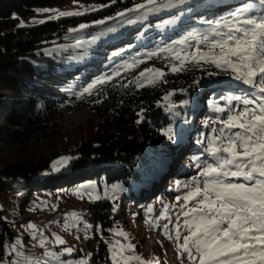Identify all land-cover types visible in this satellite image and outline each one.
<instances>
[{"label": "trees", "instance_id": "trees-1", "mask_svg": "<svg viewBox=\"0 0 264 264\" xmlns=\"http://www.w3.org/2000/svg\"><path fill=\"white\" fill-rule=\"evenodd\" d=\"M75 1L108 7L81 16L19 26L21 17L34 13L37 8ZM137 2L143 0H116L114 4L111 0H0L1 200L9 187L8 180L21 181L23 186L30 188H56L86 180L104 179L109 184L123 182L126 187L125 198L138 204L140 199L149 197L148 190L139 187L146 182L140 171L141 160L147 151H155L160 145L168 147V152L178 149L175 152L180 155L179 159L186 161L185 164L179 161L174 178L188 180V176L194 172V164L188 162L190 155L203 154V148L212 136L211 130L209 127L205 131L197 130L199 126H196L190 130V145L181 144L178 135L174 134L175 138L169 139L166 134L169 128L174 131L175 116L188 111L190 117H197L193 121L196 124L202 118L216 116L210 101L217 106L224 105L225 97L249 89L231 76L221 79L207 75L208 71H218L214 66L207 65L206 70L189 68L183 72L171 73L167 69V53L151 59L146 54L171 46L190 31L206 30L207 25L201 23V19H216L227 15L230 9L243 4L245 0H192L190 5L154 14L147 20L136 22L117 40L110 42L108 46L107 43L102 45L105 46L102 52L106 53V58L111 48L121 49L115 60L106 65V59L98 73L90 75L82 85H75L70 92H66L64 87L69 86L66 83L74 81L65 76L63 71V64L73 62L68 61L71 50L61 43L71 36L69 29L82 23L115 16L117 12L134 7ZM189 8L192 10L188 11ZM182 11L184 15L178 20L173 19ZM168 20L172 23L165 24ZM105 25H95L92 28ZM55 42L60 43L59 50L47 49L49 44ZM134 57L142 58L144 63L134 70L122 72L111 82L99 85L91 94L85 92L81 97L80 93L96 78L114 73L122 63L121 60L131 61ZM146 62L155 68H162L167 82L157 79L154 85L137 87L133 82L134 77L143 70L142 66ZM57 76L68 80L57 86L56 90L54 81ZM197 80L199 84L194 83ZM169 92L174 93L170 98V102L174 104L195 97L204 101V108L198 111L201 116H197L195 109L182 106L170 111L164 103V97ZM80 106L87 107L100 120L96 123L91 120L88 128L75 133V137L64 135L57 123L59 116L67 108ZM200 136L204 143L197 145L196 139ZM62 155L72 158L69 169L41 175ZM134 184L139 185V189L137 187L136 190ZM168 184H165L164 191L159 196L170 197L179 192L171 189ZM93 206L95 209L91 219L94 220L95 227L99 226L105 234L112 233L119 226L125 208L117 206L111 200H104ZM6 209L7 203L0 201V261L5 260L6 245L15 236L7 219ZM109 253L108 242L101 240L94 258L103 260L109 258Z\"/></svg>", "mask_w": 264, "mask_h": 264}, {"label": "snow or ice", "instance_id": "snow-or-ice-1", "mask_svg": "<svg viewBox=\"0 0 264 264\" xmlns=\"http://www.w3.org/2000/svg\"><path fill=\"white\" fill-rule=\"evenodd\" d=\"M111 3H116V0H111ZM190 4L192 0H143L135 3L132 8L117 12L115 16L96 20L93 25H105L117 18H121V26L131 25L146 20L150 15ZM89 7L95 11L108 5ZM37 11L57 13L49 19L84 14L82 11L58 9ZM182 15L183 11L173 19L178 20ZM34 23L42 24L45 21ZM170 23L171 20L165 21V24ZM201 23L207 25L206 30L190 31L171 46L148 52L147 57L158 58L161 53H167V66L171 73L203 68L204 65L214 66L218 71H208L207 75L231 76L248 86L249 91L244 97H225L226 108L209 102L214 112L224 114L204 121L206 127L209 121L219 124L218 128L211 129L213 134L203 148L211 160L201 162L200 156L192 157L196 168L200 169L198 175L187 182L177 181V190L186 191L183 196L176 197L179 211L176 212L174 223L175 234L172 235L167 225L164 226L165 234L176 243L181 264H184L185 259L188 264H264V0H245L243 4L230 9L227 15L216 19H201ZM93 25L82 23L77 28L69 29V33L78 34ZM20 26L24 27V24ZM116 31L115 27H109L98 35H92L91 40L76 35L73 46L83 48L85 43H94L107 33ZM141 63L144 60L140 57L125 61L114 73L96 78L80 93L81 97L85 92L91 94L97 86L111 82L121 74V68L124 71L134 70ZM165 76L162 68H145L134 77L133 82L137 87H144L145 82L154 85L157 79L166 83ZM194 83L199 84V81ZM173 94L169 92L164 100L170 102ZM234 101L237 102L235 106ZM181 103L188 105L189 101L183 100ZM175 107L174 103H169V108ZM166 134L169 139L175 138L172 128ZM197 143L203 144L204 141L198 140ZM71 159L63 157L58 163L66 164ZM85 193L90 199H100L99 195H94L87 188L78 194ZM181 200L183 203H179ZM64 219L65 230L71 228L79 231L77 222L82 219L79 213L73 212ZM27 227L32 230V239H38L39 247L45 249L42 256L48 259L20 251L23 242L17 238L7 246L9 256L14 253L16 259L0 261V264H72L63 257L71 256L75 251L73 247H64L62 252L47 250L49 240L37 225L29 223ZM89 227L85 224V229ZM117 234L127 238V234L122 231ZM54 243L66 245L67 242L60 235H55ZM134 248L131 243L123 245L118 241L111 245L113 264H132L133 261L136 264H152L140 255H125L127 251L134 253ZM79 264L85 262L80 261Z\"/></svg>", "mask_w": 264, "mask_h": 264}, {"label": "rangeland", "instance_id": "rangeland-1", "mask_svg": "<svg viewBox=\"0 0 264 264\" xmlns=\"http://www.w3.org/2000/svg\"><path fill=\"white\" fill-rule=\"evenodd\" d=\"M89 6L99 5L83 1H75L71 3H61L37 8L34 13L21 17L19 26L21 23L24 24V27L37 25L40 23H34V21L44 20L46 22L48 20H53L49 19V17L57 15L56 12L37 11L39 9L82 11L84 14L94 12ZM85 9H87V11H85ZM99 9L101 8H98V10ZM151 16L152 15H150L147 19ZM94 21L96 20L90 21L86 24L93 25ZM134 24H123V26H121L122 20L121 18H117L103 27L92 28L95 26L93 25L90 29L84 30L81 33H69L71 36L61 41V43H63L66 49L69 48L71 50L68 61L73 60V62L68 65L63 64V67H65V70L63 71L65 76L74 81L72 83H66L69 84V86L64 87V90L66 92H70L72 89L71 87H74L75 85H82L84 80L90 75H94L100 71L103 62L106 59V65L113 62L115 57L119 55L121 49L119 47L111 48L108 51L106 58V53L102 52L104 51L105 46L102 45L107 43L108 46L110 42L112 43L120 36L124 35L125 31L134 26ZM77 27H71L70 29ZM109 27H115L117 31L107 33L94 43H85L83 48H76L73 46L75 44L76 35L83 37L85 40H91L92 35H98L100 32ZM47 49L59 50L60 43L55 42L49 44ZM97 51H99V53H97ZM125 61L130 60H121L122 63L120 65H122ZM147 63L148 62L143 64V70L145 68L154 67L152 64L146 65ZM206 66L207 65H204L203 67L205 70L207 69ZM167 69L169 70L168 66ZM120 72L122 73L124 70L121 68ZM212 72H215V70H212ZM57 77L56 81H54V84L56 85L54 87L56 90L57 86L62 85L66 82V80H68H63L61 76ZM218 77L224 79L227 76L219 75ZM145 85H148L147 82H145ZM247 93L248 90H243L244 95H247ZM187 100L189 101L188 105H184L183 103L175 104V108H169V101H165L164 103L168 105L167 107L170 111L181 106L188 107L189 109H195L197 112L201 108H204L205 103L199 98L197 99L195 97ZM218 106L221 107L220 105ZM89 111L90 110L84 106L63 110L61 116H59L57 120V123L64 135L70 134V136L75 137V133H78L80 130L84 131L88 128L91 120H94L95 123L100 120L98 115L95 113L92 114ZM217 114L219 116H223L220 113ZM197 116H201L199 112ZM212 118L216 119L217 117L212 116ZM175 119V128L173 133L179 136L181 144L188 143L190 145V130L194 129L196 126H199L197 130L201 131H205L207 127L211 130L212 128H217V126H219L218 123L212 124L211 121H209V126L206 127L204 125V121L208 118H202V120H198L196 124H194L193 121L196 120L197 117H190L188 111L184 112L182 115H176ZM212 134L213 133L211 131V135ZM198 140H202V136L196 139L197 145L200 144L197 143ZM177 150L178 149L168 152V147L160 145L157 149H155V151L146 152L140 164L141 175L146 182L141 186L137 184H134V186L136 190L138 186L146 188L148 190L149 197L146 199H140L138 204L130 202L125 198L124 194L126 193V187L123 182L109 184L104 179L101 181L94 179L81 181L72 186H61L56 188L35 186L30 188L23 186L21 181L8 180L9 187L2 195L3 200L0 199V201L7 203V219L10 221V225L15 231V236L11 242L7 243L5 260L2 261L7 262L16 259L14 253L9 256L10 250L7 246L13 244L17 238L23 242L19 247L20 251L24 252L26 255L41 257L46 260L48 259L47 257L42 256L45 249L39 247L38 239H32V230L28 229L27 225L29 223H33L37 225L40 232L48 238L49 245L47 250L62 252L64 247H73L75 249L71 256L65 255L63 257V259L71 261L72 264H79L80 261H84L85 264H113L111 259V245L116 244L117 241L123 245L131 243L135 246L134 253L132 251H127L125 252V255L137 254L145 261H151L152 264H181V259L178 257L177 245L172 240H169L168 236L165 234L164 226L167 225L168 230L174 236L176 212L179 211V208H176L178 206L176 197L183 196L186 191V189L177 190V181H190L191 178L193 176H197L200 171V169L196 168L192 157L200 156L201 162L205 160L210 161L211 157L203 151V154L201 155H198L197 153L190 155L188 162L194 164V172L188 176V180H184L179 177L174 178L173 175L179 161L183 164L186 163V161L179 159L180 155L175 152ZM63 157L70 156L62 155L53 161L51 166L41 175H47L52 172L69 169L71 164L70 160L67 161L66 164L58 163ZM167 183H169V187H172L171 189L179 192L170 197L159 196V194L164 191V186ZM89 185L91 188H88ZM86 188L88 191H92L94 195H99L100 199H90L86 193L83 195L78 194L83 193ZM29 191H31L30 194ZM9 197L10 199H8ZM104 200L115 201L117 206L121 205V208H125V212L121 218L119 226L112 230L113 232L109 234H105L99 226L95 227V222L91 219L92 212L95 209L93 204ZM179 203H183V201L181 200ZM73 212L79 213L82 217V219L77 222L79 231L71 228L65 230L64 218L66 215ZM85 224L90 225L91 227L85 229ZM121 231L127 234V238L117 234ZM40 232L37 233L38 237ZM54 234L60 235L63 239H65L67 242L66 245H56L54 243ZM77 237L79 238L77 239ZM101 240L108 242L110 249L109 258H104L103 260L100 258L96 260L94 255L99 251ZM51 264H55V262H51ZM132 264H136V262L133 261ZM184 264H188L186 259Z\"/></svg>", "mask_w": 264, "mask_h": 264}]
</instances>
